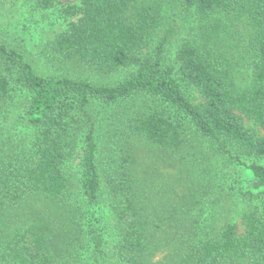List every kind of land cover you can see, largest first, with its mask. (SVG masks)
Returning <instances> with one entry per match:
<instances>
[{
	"label": "trees",
	"instance_id": "16d2710c",
	"mask_svg": "<svg viewBox=\"0 0 264 264\" xmlns=\"http://www.w3.org/2000/svg\"><path fill=\"white\" fill-rule=\"evenodd\" d=\"M57 1L34 0V7ZM163 1L209 16L235 40L226 48L214 39L185 42L170 62V32L154 37ZM63 16L66 28L49 43L54 55L100 74L135 69L114 84L44 76L20 39L1 29L0 108L24 93L32 136L24 153L0 158V264H63L65 246H76L77 228L69 230L63 209V167L72 158L84 203H104L112 215L120 264H264V0H82ZM184 121L257 180L258 193H241L262 203L242 213L243 231L197 228L195 206L212 183L184 150ZM93 240L95 255L102 253L103 234L93 232Z\"/></svg>",
	"mask_w": 264,
	"mask_h": 264
},
{
	"label": "rangeland",
	"instance_id": "374dc122",
	"mask_svg": "<svg viewBox=\"0 0 264 264\" xmlns=\"http://www.w3.org/2000/svg\"><path fill=\"white\" fill-rule=\"evenodd\" d=\"M81 1L59 0L50 9L40 10L34 7V0H0V38L4 36L1 29H5L13 33L11 36L20 39V48L28 56L36 72L44 76L68 75L94 84L117 83L129 76L135 67L100 74L82 63L57 57L49 48L54 36L66 28L67 19L63 16V9L68 5L79 6ZM160 5L163 21L154 37L158 39L170 32L166 53V59L170 62L174 61L176 50L185 42H206L214 39V44L226 48L235 40L229 29L224 35V26L213 23L209 16L194 10L184 11L171 2L163 1ZM186 94L195 103L198 102L199 97L194 90L186 88ZM25 104V94L15 92L0 108V158L12 156L13 152L21 155L28 149L32 130L25 124ZM92 111L98 123L100 108ZM260 133L264 134L262 130ZM183 135L185 152L192 161L195 157V164L205 169L209 175L207 179L212 183V188L203 193L194 210L199 220L197 228L201 235L214 234L226 224H235L240 232L243 231L240 221L242 213L252 206H261L262 203L254 198H244L241 193H258L260 186L257 180L247 167L233 163L218 154L212 145L197 135L188 121H184ZM97 139L100 148H107L110 144L109 138L101 128L98 129ZM28 155H31L30 151ZM63 171L67 178L63 209L71 219L69 230L75 225L77 232L72 239L75 240L76 246H65L62 261L66 264V260L71 257H81L85 264H120L115 252L116 226L108 207L104 206V203H100L99 207L84 203L80 196L77 158L68 161ZM76 215L77 221L74 219ZM93 232L103 234V250L96 255L93 250Z\"/></svg>",
	"mask_w": 264,
	"mask_h": 264
}]
</instances>
